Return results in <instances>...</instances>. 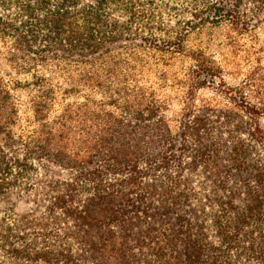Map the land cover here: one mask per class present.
Masks as SVG:
<instances>
[{"label":"rangeland","instance_id":"1","mask_svg":"<svg viewBox=\"0 0 264 264\" xmlns=\"http://www.w3.org/2000/svg\"><path fill=\"white\" fill-rule=\"evenodd\" d=\"M119 2L147 8L152 29L134 26L144 36H181L182 52L118 42L102 68L54 72L55 97L38 116L36 88L25 82L32 72H17L0 36V157L25 160L34 137L43 146L0 195V264H45L25 257L33 250L76 264H188L195 248L200 264H257L264 204L232 246L220 231L246 213L247 181L264 199V0H114L109 18L125 22ZM14 9L6 14L20 23ZM138 102L159 106L158 118L137 115ZM11 129L8 140L1 132ZM75 182L80 209L105 197L104 207L91 205L100 215L90 227L52 206ZM161 224L171 226L168 244L153 229Z\"/></svg>","mask_w":264,"mask_h":264},{"label":"trees","instance_id":"2","mask_svg":"<svg viewBox=\"0 0 264 264\" xmlns=\"http://www.w3.org/2000/svg\"><path fill=\"white\" fill-rule=\"evenodd\" d=\"M112 2L114 0H95L94 2H83L82 0H0V36L6 46L9 44L8 60L11 61L17 72H32L31 81L26 80L25 82L29 86L31 84L34 85L36 88V92L32 98V106L37 116L44 112L43 110L55 97L52 85L54 72L64 71L66 66L76 65L79 68H87L89 72L102 68L105 65L104 56L115 48L120 47V45L114 47L118 42L140 38L145 45L148 44L146 46L156 47L171 53L182 52L183 40L181 36L172 37L167 33L165 34L166 38L144 36V31L140 32L141 30L134 26V23L138 24L139 22L142 28L149 31L152 29L148 21H150V16L153 13L150 12L148 14L147 8L145 9L140 5L128 4V2H119L128 16L127 21L124 22L109 18V9ZM12 9H14L17 17H22L20 20L16 19L20 23L15 22L13 17L10 18L6 14V11H11ZM230 16L231 12L226 10L225 13L219 14L218 21ZM142 21H144V24L141 23ZM215 21L217 20H212V22ZM196 25L197 22L194 21L188 23V31ZM158 29H161L160 26L156 30ZM39 42H43V44H39ZM42 68L50 69L51 73L48 75L41 73L40 70ZM96 70L94 73H96ZM90 78L92 77L89 76ZM204 83L202 82V84ZM4 106L3 103L2 107ZM2 107L0 109L1 113L4 110ZM134 107L136 114L139 116H144L147 113L148 116L154 119L158 118L157 113L160 111V108L153 102L145 104L138 102L137 106ZM130 109L133 110V107H130ZM250 119L252 125V118L250 117ZM157 123L162 127L166 126L162 118H159ZM4 132H6L4 135L8 136V140L11 139L13 129L2 131L1 133ZM256 133L259 137H262L258 130ZM42 147L41 140L38 137H34L31 140H25V160L19 161L15 159L12 161L7 155H4V158L0 157V195L17 182L14 171L20 174L28 171L30 166H28L27 161L39 155L43 149ZM238 169H243L242 164H238ZM255 180L259 183L261 182V178L258 175L255 177ZM69 185H67L65 193H60L55 197V201L52 203L53 208L61 209L67 215L73 212L75 213V218L85 223L88 227L92 226L97 222L100 214L95 213L91 215L92 211L90 210L93 209L91 205L104 207L101 200L105 199V197H100L99 202L91 199L85 206V209H80L79 204L75 205L77 203L76 197L78 194L76 192L79 182L73 183L70 187ZM246 185L249 195L246 213L237 218V220L221 226V241L226 246H232V242H237V238L244 236V226L249 222V219H261L263 217L262 208L264 199L260 194L253 191L248 181ZM68 191H71V193L69 194ZM171 196L167 194L165 196L166 200H170ZM113 202L114 199L109 203ZM50 209L51 211L53 210L52 207ZM162 209L165 210V208ZM114 213L116 214V212ZM164 214H168V212ZM170 227L161 224L153 228L156 233H161L162 238H165L167 242L166 244L171 241L169 237L171 234L167 233V230L171 229ZM246 249L248 251L253 250V248ZM167 250L169 248L163 246L159 252L162 256H165ZM10 252H13V250H10ZM25 257L31 260L42 261L45 264H76L75 258H71L69 255L60 256L54 250H33L32 253H29ZM199 257L195 248L194 256H190L187 263L200 264ZM258 263L264 264V257H262V260H257ZM166 264L169 263L166 262ZM171 264L177 263L174 261Z\"/></svg>","mask_w":264,"mask_h":264}]
</instances>
